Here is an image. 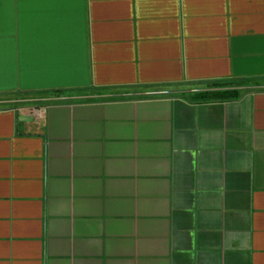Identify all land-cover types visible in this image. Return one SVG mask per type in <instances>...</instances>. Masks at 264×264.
Masks as SVG:
<instances>
[{
  "label": "crops",
  "instance_id": "1",
  "mask_svg": "<svg viewBox=\"0 0 264 264\" xmlns=\"http://www.w3.org/2000/svg\"><path fill=\"white\" fill-rule=\"evenodd\" d=\"M51 93L0 105V264H264V0H5L0 98Z\"/></svg>",
  "mask_w": 264,
  "mask_h": 264
},
{
  "label": "trees",
  "instance_id": "2",
  "mask_svg": "<svg viewBox=\"0 0 264 264\" xmlns=\"http://www.w3.org/2000/svg\"><path fill=\"white\" fill-rule=\"evenodd\" d=\"M226 80H219L213 83L215 86H223ZM242 93L239 89H222V90H207L198 92L192 95L194 100H232L241 97Z\"/></svg>",
  "mask_w": 264,
  "mask_h": 264
},
{
  "label": "rangeland",
  "instance_id": "3",
  "mask_svg": "<svg viewBox=\"0 0 264 264\" xmlns=\"http://www.w3.org/2000/svg\"><path fill=\"white\" fill-rule=\"evenodd\" d=\"M56 96L55 93L51 94H35L31 96L26 95H7L0 98V105H17L19 103H24L27 100L34 99L33 101H41L42 103H47L54 100H61V99H51V100H41V98Z\"/></svg>",
  "mask_w": 264,
  "mask_h": 264
},
{
  "label": "snow or ice",
  "instance_id": "4",
  "mask_svg": "<svg viewBox=\"0 0 264 264\" xmlns=\"http://www.w3.org/2000/svg\"><path fill=\"white\" fill-rule=\"evenodd\" d=\"M9 3H15L16 0H7ZM76 0H19L22 8L25 4H62V5H71L75 3ZM5 3V0H0V32H2V7ZM23 19V16H22Z\"/></svg>",
  "mask_w": 264,
  "mask_h": 264
}]
</instances>
